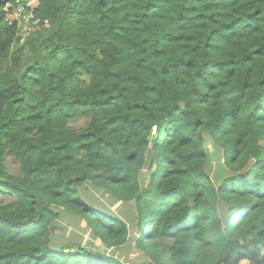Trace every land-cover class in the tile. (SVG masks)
Wrapping results in <instances>:
<instances>
[{
  "label": "trees",
  "instance_id": "trees-1",
  "mask_svg": "<svg viewBox=\"0 0 264 264\" xmlns=\"http://www.w3.org/2000/svg\"><path fill=\"white\" fill-rule=\"evenodd\" d=\"M31 1L0 0V264H125L134 239L264 264V0Z\"/></svg>",
  "mask_w": 264,
  "mask_h": 264
},
{
  "label": "rangeland",
  "instance_id": "rangeland-1",
  "mask_svg": "<svg viewBox=\"0 0 264 264\" xmlns=\"http://www.w3.org/2000/svg\"><path fill=\"white\" fill-rule=\"evenodd\" d=\"M37 6H38V0H32L28 4V7H30L31 10H34L35 8H37ZM11 15L12 16L9 17L11 20L19 19L21 21L22 20H26V23L29 22V20H27L28 12L25 13V14L24 13L23 14H20V13L15 14V13H13ZM26 23L23 25L24 28H22L25 33H27V31L29 30V25L26 24ZM22 24H23V22H22ZM81 124H83V122H81ZM76 126H78V125H76ZM151 138H153V136ZM10 168L13 171H17V168L15 166H11ZM145 176H147V178L145 179V183H148L149 179H150V176L148 174H145ZM93 201H94V203H96V204H94V206L103 205L104 207L108 208L111 212H113L116 216H119V217H122V215L125 216V214L129 213L132 210V207L130 205H121L120 203L112 204V202L110 201V197H109V195L107 193H101V194L99 193V194H97L94 197ZM134 234H133V236H135ZM123 253L128 255L127 260L124 261L125 264H152V262L144 254V252L141 251V250H138L136 248L135 239L130 241L129 245L122 251V254ZM166 263L167 264H172L168 260H166Z\"/></svg>",
  "mask_w": 264,
  "mask_h": 264
},
{
  "label": "built area",
  "instance_id": "built-area-1",
  "mask_svg": "<svg viewBox=\"0 0 264 264\" xmlns=\"http://www.w3.org/2000/svg\"><path fill=\"white\" fill-rule=\"evenodd\" d=\"M14 13L15 14H18V13H20V14H23L24 13L25 14L26 12H25L24 6L22 4L21 5H18L17 8L15 9V12ZM27 17H28L27 20H30V19H33L34 18L33 14H31V13L30 14L28 13ZM22 21H24L26 23V20H22ZM22 21L19 20L20 23H22ZM38 22L39 21H35V23H38ZM154 131H155V128H154Z\"/></svg>",
  "mask_w": 264,
  "mask_h": 264
},
{
  "label": "clouds",
  "instance_id": "clouds-1",
  "mask_svg": "<svg viewBox=\"0 0 264 264\" xmlns=\"http://www.w3.org/2000/svg\"><path fill=\"white\" fill-rule=\"evenodd\" d=\"M154 128H155V131H154ZM154 131V132H153ZM156 134H157V127L155 126V127H153V129H152V133H151V136H156Z\"/></svg>",
  "mask_w": 264,
  "mask_h": 264
}]
</instances>
